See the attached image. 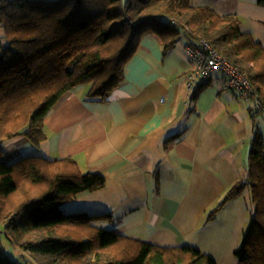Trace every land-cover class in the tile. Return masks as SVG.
<instances>
[{
	"label": "trees",
	"instance_id": "16d2710c",
	"mask_svg": "<svg viewBox=\"0 0 264 264\" xmlns=\"http://www.w3.org/2000/svg\"><path fill=\"white\" fill-rule=\"evenodd\" d=\"M255 2L264 6V0ZM0 28L6 38L0 41V157L3 144L12 139L23 137L34 145L44 140V118L74 88L85 86L89 101L108 102L147 35L157 39L163 54L180 39L187 52L200 39L207 40L247 77L255 98L233 92L253 99V115L264 119V46L241 29L236 15L220 14L208 5L191 0H0ZM209 83L210 76L196 78L192 98ZM18 179L34 182L41 193L8 204L6 198L20 187ZM104 185L102 173L82 172L68 156L28 153L8 164L0 161V234L36 256L37 264H216L192 245L157 246L104 228L101 223L111 225L115 216L83 207L79 199ZM245 191L249 219L234 254L238 264H264L260 133L247 154L245 179L225 190L205 221L214 220ZM75 199L81 210L63 209ZM25 254L13 260L0 248V264H20L18 259L30 264Z\"/></svg>",
	"mask_w": 264,
	"mask_h": 264
},
{
	"label": "crops",
	"instance_id": "0c3cea01",
	"mask_svg": "<svg viewBox=\"0 0 264 264\" xmlns=\"http://www.w3.org/2000/svg\"><path fill=\"white\" fill-rule=\"evenodd\" d=\"M191 2L236 15L264 46V6L255 0ZM194 70L184 39L163 54L157 39L144 36L109 101H89L85 86L74 88L44 118L46 138L28 153L68 156L82 172L102 173L104 187L79 199L112 213L113 232L163 247L192 245L216 264H238L248 195L229 200L214 220L205 217L229 186L245 179L264 119L253 115V99L222 88L217 71L193 99L186 82Z\"/></svg>",
	"mask_w": 264,
	"mask_h": 264
},
{
	"label": "built area",
	"instance_id": "2783aa9c",
	"mask_svg": "<svg viewBox=\"0 0 264 264\" xmlns=\"http://www.w3.org/2000/svg\"><path fill=\"white\" fill-rule=\"evenodd\" d=\"M8 44L7 42L3 43ZM188 53L195 62V72L186 82L188 91L194 87L195 79L209 77L213 72L220 71L224 75L223 88L225 90H234L242 98L253 96V91L249 80L240 73L234 65L230 64L223 56L205 39H200L195 47H189ZM255 98V97H254ZM256 105L259 101L255 99Z\"/></svg>",
	"mask_w": 264,
	"mask_h": 264
},
{
	"label": "rangeland",
	"instance_id": "374dc122",
	"mask_svg": "<svg viewBox=\"0 0 264 264\" xmlns=\"http://www.w3.org/2000/svg\"><path fill=\"white\" fill-rule=\"evenodd\" d=\"M3 35H4V33L2 32V28H0V41L6 40V38H3ZM180 40H183V39H180ZM261 131L263 132V135H264L263 129ZM32 148L37 149V146L35 147L32 143H30L27 139H25L23 137L12 139L8 142H5V144H3V149H4L5 153H3V155L0 157V161H3V162L8 164L13 160L11 157L18 156L19 154H22V153L28 154V152L30 150H32V151L36 150V149H32ZM17 181L19 182L20 187L12 195H10L8 198H6L5 201L8 204H15L16 202L24 200L28 196H32V194L37 195V194L41 193V187H39L34 182H31L30 180L23 181L21 179H18ZM245 193L247 194V191H245ZM80 205L81 204H79V202L75 199V200H72V201L66 203L62 207L64 210H67V211L81 210V207H79ZM101 225L104 226V228H109L111 226L107 222H102ZM1 230H2V226L0 225V231ZM0 248L2 249V251L6 255H8L13 260H16L21 253L25 254V252H23L20 249H18L17 247H15L5 237V235L3 233L0 234ZM25 255H27V259L29 258L30 264H37L36 263V261H37L36 256L30 255V254L29 255L25 254ZM18 261L20 264H25L24 259H21V260L18 259Z\"/></svg>",
	"mask_w": 264,
	"mask_h": 264
}]
</instances>
